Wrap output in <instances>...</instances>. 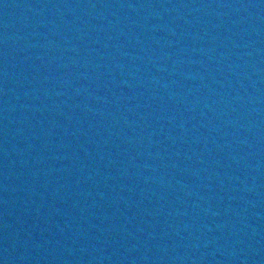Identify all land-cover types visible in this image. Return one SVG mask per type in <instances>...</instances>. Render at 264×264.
I'll return each instance as SVG.
<instances>
[{
	"label": "water",
	"instance_id": "1",
	"mask_svg": "<svg viewBox=\"0 0 264 264\" xmlns=\"http://www.w3.org/2000/svg\"><path fill=\"white\" fill-rule=\"evenodd\" d=\"M0 264H264V0H0Z\"/></svg>",
	"mask_w": 264,
	"mask_h": 264
}]
</instances>
